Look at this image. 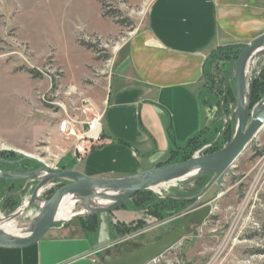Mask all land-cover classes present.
<instances>
[{"label": "rangeland", "instance_id": "1", "mask_svg": "<svg viewBox=\"0 0 264 264\" xmlns=\"http://www.w3.org/2000/svg\"><path fill=\"white\" fill-rule=\"evenodd\" d=\"M152 2L0 0L1 171L26 174L38 170V163L55 169L71 139L54 134L50 128L67 114L76 117L83 100L94 104L102 100L121 50L144 24ZM103 4L105 11H118V17H103ZM233 64L231 60L211 64L205 99L209 111L202 131L206 141L193 152L192 158L223 150L235 136L237 98ZM263 68L264 63H255L254 78L261 76ZM28 70L34 71L35 77ZM31 91L32 98L26 100L27 92ZM59 103L66 106L67 112L58 107ZM23 117L29 123L42 126V135L37 143L10 151L4 142L10 143L15 135L18 140L29 135L25 128L10 126L17 118L19 122L24 121ZM250 143L240 159L220 177L218 196L212 203L209 218L200 225H192L175 248L150 264H264V130ZM184 154L172 163H180ZM73 166L70 156L63 160L62 167ZM212 178L198 177L144 191L147 195L138 193L123 209L107 216L112 239L118 245L125 242L130 249L162 240L183 222L185 214L199 207L198 201L184 200L198 196ZM68 184V181L54 182L40 198L49 200ZM12 185L17 186L13 192L9 190ZM37 185L38 182L27 185L26 181L0 183V228L4 218L11 217L31 200ZM167 200L171 209L166 208L168 205L166 209L156 205ZM37 205L14 220L22 234L40 213ZM81 213L79 203L74 206L73 217ZM94 216L73 220H85L98 236ZM108 251L115 252V249L100 251L101 258Z\"/></svg>", "mask_w": 264, "mask_h": 264}, {"label": "crops", "instance_id": "2", "mask_svg": "<svg viewBox=\"0 0 264 264\" xmlns=\"http://www.w3.org/2000/svg\"><path fill=\"white\" fill-rule=\"evenodd\" d=\"M262 36L264 0H153L144 24L121 50L104 97L94 104L104 114L103 142L80 156L71 139L55 169L116 180L174 164L207 122L212 56ZM257 62L264 63V57ZM23 119L10 126L29 135L4 142L10 151L37 143L42 135V126ZM76 119L82 115L76 113ZM50 130L59 134L58 124ZM69 156L71 169L62 167ZM97 238L79 220L55 224L33 246L0 247V264H102L101 252L94 251Z\"/></svg>", "mask_w": 264, "mask_h": 264}, {"label": "water", "instance_id": "3", "mask_svg": "<svg viewBox=\"0 0 264 264\" xmlns=\"http://www.w3.org/2000/svg\"><path fill=\"white\" fill-rule=\"evenodd\" d=\"M262 57H264V36L246 46L232 65L233 77L236 81L237 129L230 145L219 152L158 167L135 177L116 180L87 178L75 171L51 169L39 163L38 170L26 174L0 170V179L2 180L26 181L27 185L38 182L28 205L30 208L32 205L38 204L37 206L40 208V213L32 220L27 232L22 236L12 237L0 229V247L27 248L37 244L57 222L58 203L61 199L74 201L75 205L80 203L83 210L85 208L83 202L94 196L91 190L99 189L121 192L122 194L119 197L103 196L107 202L112 203V206L96 211L85 210V214L81 213L79 216L72 217L71 220L98 215L101 223L94 251L106 250L114 242L107 216L123 209L138 193L151 191L172 182L178 183L198 177L213 176L210 183L198 196L184 200L185 202L198 201L199 207L185 214L183 222L176 225L174 230L162 240L147 246L134 245L131 250L123 246L116 254L105 253L101 258V263L150 264L173 247L175 248L189 233L192 225H200L209 218L213 211L212 203L218 196L220 177L240 159V156L247 151L250 142L264 130V99L253 106L251 97L254 65ZM26 159H30V157ZM42 173L45 174L44 177L40 176ZM57 181H68L70 184L59 189L49 200H42L39 192Z\"/></svg>", "mask_w": 264, "mask_h": 264}, {"label": "built area", "instance_id": "4", "mask_svg": "<svg viewBox=\"0 0 264 264\" xmlns=\"http://www.w3.org/2000/svg\"><path fill=\"white\" fill-rule=\"evenodd\" d=\"M75 90H72L74 93ZM59 108L67 112L66 106L63 103L57 104ZM78 113L82 115L83 120L67 114V117L59 122V134L69 139L77 141L76 153L84 155L93 147L101 145L103 142L102 123L104 114L97 111L94 103L91 100H83ZM204 156L201 154L196 157Z\"/></svg>", "mask_w": 264, "mask_h": 264}, {"label": "trees", "instance_id": "5", "mask_svg": "<svg viewBox=\"0 0 264 264\" xmlns=\"http://www.w3.org/2000/svg\"><path fill=\"white\" fill-rule=\"evenodd\" d=\"M104 4H103V10H104ZM119 15L118 11H105L103 13V17H113V18H117ZM245 47H231V48H226V49H221L220 51H218L217 53H215L212 58H211V63L209 64L210 67L212 66L211 64L218 62V61H222V60H231L234 62L237 61L239 55L241 54V52L244 50ZM233 55V57H232ZM28 74H30L32 77L35 75V72L32 70H28L27 72ZM35 77V76H34ZM207 78H208V73H207ZM208 81V80H207ZM252 92H251V97H252V103L253 105L257 104L260 100H262L263 96H264V71L261 74L260 77L257 78H253V82H252ZM228 134V133H227ZM226 134V135H227ZM204 134L201 131V133L197 136H195L194 138H192L188 144L186 145V148L181 150V154H184V158L181 160V162L184 161H188L190 160V158H192L193 152H195L197 149H199L201 146H203L204 142L206 141L204 139ZM173 160H175V157L173 158ZM207 176H203L202 178H205ZM0 183H7V181L5 180H0ZM16 185H12L9 187V190H11V192L14 191V189L16 188ZM13 189V190H12ZM140 195H147L149 194L148 192H140ZM17 201V200H16ZM168 202L166 203H160L156 202V205H158L159 207H163L164 209H171L172 207L170 206V200H167ZM18 202V201H17ZM159 203V204H158ZM175 204V203H174ZM173 204V205H174ZM17 203H14V206H16ZM165 205H168V207L165 208ZM176 209V208H175ZM97 218V222H98V226L97 228H99L100 225V220H99V216H94ZM83 226V228L86 231H93V228L91 226L88 225V223L81 219L79 220ZM98 234V233H97Z\"/></svg>", "mask_w": 264, "mask_h": 264}, {"label": "bare ground", "instance_id": "6", "mask_svg": "<svg viewBox=\"0 0 264 264\" xmlns=\"http://www.w3.org/2000/svg\"><path fill=\"white\" fill-rule=\"evenodd\" d=\"M40 176L44 177L45 174L42 173ZM170 184L171 185L175 184V182H172ZM167 185H169V184H167ZM45 189H43V190H41L39 192L40 196L45 191ZM91 191L93 192L94 196L92 198L86 199L85 202H83L85 208L82 210V214L86 213L85 210H87V211H96V210H100V209L109 208L110 206H112V203L107 202L103 198V196L119 197L122 194L121 192L102 191V190H99V189H92ZM28 204H29V201L27 200V202H25L16 211V213H14L11 217L4 218V220L2 221V223H3L2 225L3 226L0 229L5 234H7L9 236H12V237H20V236H22V232H21L20 228L18 227L17 223L14 222V220L16 218H20V217L24 216V214L26 213L27 209L29 208ZM58 204H59V207H58V212H57V217H56L57 222L70 221L71 218L73 217V209H74V206H75L76 202L71 201V200H67V199H61Z\"/></svg>", "mask_w": 264, "mask_h": 264}, {"label": "flooded vegetation", "instance_id": "7", "mask_svg": "<svg viewBox=\"0 0 264 264\" xmlns=\"http://www.w3.org/2000/svg\"><path fill=\"white\" fill-rule=\"evenodd\" d=\"M196 202V201H195ZM193 204V203H192ZM114 241V240H113ZM123 246H125V247H127V244L124 242L123 243V241H121L120 242V244L118 245L117 243H115V242H113V244L111 245V248H113V249H115V252H110V251H108L109 253H112V254H116L119 250H120V248L122 249V247ZM127 249L128 250H131L130 248H128L127 247Z\"/></svg>", "mask_w": 264, "mask_h": 264}]
</instances>
